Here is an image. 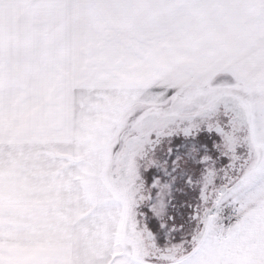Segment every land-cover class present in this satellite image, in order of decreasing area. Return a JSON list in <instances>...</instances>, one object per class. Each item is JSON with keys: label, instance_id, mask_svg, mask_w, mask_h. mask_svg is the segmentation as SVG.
Masks as SVG:
<instances>
[{"label": "snow or ice", "instance_id": "6c2138e0", "mask_svg": "<svg viewBox=\"0 0 264 264\" xmlns=\"http://www.w3.org/2000/svg\"><path fill=\"white\" fill-rule=\"evenodd\" d=\"M0 264H264V0H0Z\"/></svg>", "mask_w": 264, "mask_h": 264}]
</instances>
